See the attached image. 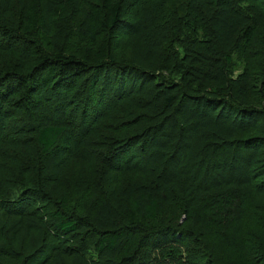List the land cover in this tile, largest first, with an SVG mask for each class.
I'll list each match as a JSON object with an SVG mask.
<instances>
[{
	"label": "trees",
	"instance_id": "1",
	"mask_svg": "<svg viewBox=\"0 0 264 264\" xmlns=\"http://www.w3.org/2000/svg\"><path fill=\"white\" fill-rule=\"evenodd\" d=\"M257 202L264 0H0V264H264Z\"/></svg>",
	"mask_w": 264,
	"mask_h": 264
},
{
	"label": "rangeland",
	"instance_id": "2",
	"mask_svg": "<svg viewBox=\"0 0 264 264\" xmlns=\"http://www.w3.org/2000/svg\"><path fill=\"white\" fill-rule=\"evenodd\" d=\"M91 168L81 160H72L66 167L68 175L71 177L81 176L85 177L89 173ZM258 215L264 217V205L261 202H257ZM258 232V231H257ZM233 247V246H227ZM222 250L221 260L226 261L227 264H252L250 258L246 255L245 252L234 251L232 249ZM201 252H204V248L201 247Z\"/></svg>",
	"mask_w": 264,
	"mask_h": 264
}]
</instances>
